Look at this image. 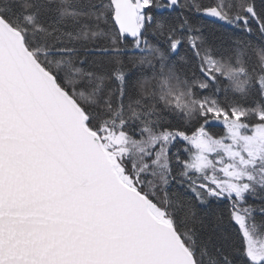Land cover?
Returning <instances> with one entry per match:
<instances>
[{
    "label": "snow or ice",
    "instance_id": "1",
    "mask_svg": "<svg viewBox=\"0 0 264 264\" xmlns=\"http://www.w3.org/2000/svg\"><path fill=\"white\" fill-rule=\"evenodd\" d=\"M0 264H264V0H0Z\"/></svg>",
    "mask_w": 264,
    "mask_h": 264
}]
</instances>
